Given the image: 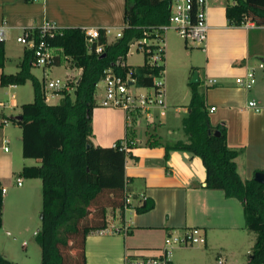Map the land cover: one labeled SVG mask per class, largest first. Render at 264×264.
Instances as JSON below:
<instances>
[{"label":"crops","instance_id":"0c3cea01","mask_svg":"<svg viewBox=\"0 0 264 264\" xmlns=\"http://www.w3.org/2000/svg\"><path fill=\"white\" fill-rule=\"evenodd\" d=\"M213 2H209L210 30L206 51L201 50L205 54L204 79L198 71L197 62H191L190 67L198 71L199 82L203 79L206 84L204 93L208 110L216 108L210 112L212 125L226 124L228 146L242 151L236 158L238 173L243 180H251L257 172H264V106L257 90H246L236 80L245 77L248 70L254 68L253 58L264 63V27L248 29L245 25L230 26L225 11L230 2L220 9ZM125 7L126 0H0V25L3 22L7 24L6 41L3 43L5 61L0 67V91L16 87L2 86L1 79L4 74L12 75L6 72L7 60L11 59L8 47L16 42L21 29H38L46 22L56 23L63 29H123L126 27ZM115 41L116 38L110 35L108 43ZM21 48L22 58L16 73L20 71L26 51ZM192 48L200 49L196 46ZM167 60L168 42L166 66ZM76 71L78 80L82 71ZM210 80H217L218 83L211 85ZM253 100L261 107L260 112L249 107V102ZM97 102L92 118V142L100 147H113L118 142H126L129 146L125 169L132 204L126 210L122 207L107 208L106 230L92 232L95 235L87 237L86 263L133 264L140 260L159 259L163 256L168 236L200 228L205 244L201 247H176L171 254L172 264H211L209 258L213 253L217 255V263L225 253L224 264H232L229 244L242 240L243 235L238 233L243 232L246 224L242 205L235 199L226 198L223 191L205 188L206 170L199 157L175 151L165 161L166 144L147 142L141 148V139L136 132L139 127L131 132L126 126L123 111L100 107V100ZM176 112L180 114L183 110L176 108ZM6 127L7 121L5 123V119L0 118V185L7 189L3 207L11 200L18 202L19 196L32 195L37 199L43 189L40 179H27L22 174L25 167L40 166V163L24 156L22 159L8 150ZM181 141L187 142L188 139L183 136ZM28 160L33 161L30 163ZM19 179L22 180L21 185ZM146 201L153 202L154 208L139 213L137 208ZM117 224L126 229V234H116L115 230L121 229L115 227Z\"/></svg>","mask_w":264,"mask_h":264},{"label":"trees","instance_id":"16d2710c","mask_svg":"<svg viewBox=\"0 0 264 264\" xmlns=\"http://www.w3.org/2000/svg\"><path fill=\"white\" fill-rule=\"evenodd\" d=\"M170 5L171 0H126V27L123 37L114 43H107L102 33L99 41L90 45L78 28L49 37L50 43L62 50L57 65L67 59L72 68L82 71L79 83L75 84L74 98L64 92L59 104L46 103L43 86L31 72L33 54L30 51H25L18 73L2 75L4 87L31 81L34 88V102L22 106L23 120L16 121L22 129L24 158L40 163V166L25 167L22 174L27 179H40L43 185L42 226L37 234L42 250L41 264H65L64 249L72 251L79 237L77 263L87 264V237L92 232L106 230L109 206L124 209L127 151L95 146L92 142L97 85L107 70L124 76L129 68L140 85L153 83L151 76L157 74V69L148 65L120 68L117 63L125 58L134 39L144 37V29L169 22ZM225 11L230 26L252 22L264 27V0H230ZM97 44L105 45L104 53H95ZM4 61L5 51L0 43V67ZM190 87L189 112L182 121V131L188 141L166 144L165 161L175 151L188 152L202 160L206 170L205 188L223 191L226 198L237 200L243 207L247 229L257 236L248 264H264V184L241 178L236 158L242 151L228 146L226 124L212 125L206 95L199 89L200 82L190 83ZM217 132L220 134L216 135ZM101 200L105 204L91 210ZM3 203L0 185V227ZM153 208L154 203L146 201L137 211L142 213ZM0 264L15 263L0 252Z\"/></svg>","mask_w":264,"mask_h":264},{"label":"rangeland","instance_id":"374dc122","mask_svg":"<svg viewBox=\"0 0 264 264\" xmlns=\"http://www.w3.org/2000/svg\"><path fill=\"white\" fill-rule=\"evenodd\" d=\"M230 0H214V6L222 8ZM119 31L114 30L111 37H115ZM168 42V60L166 66V89H167V105L168 109L164 112L154 111L153 118L155 123L148 125L145 116H142V124L139 126L137 136L141 139L140 147L147 145V142H156L167 144L176 142V140H183L185 137L181 122L187 116L185 109L190 103L191 99V87L190 83L194 77L196 71L191 69V62H197L199 64L198 71L201 72V76L204 79V64L205 54L201 49L192 48V44H187L185 40L180 37L177 32L170 30L167 34ZM20 45V44H19ZM16 42L10 43L8 52L10 58L6 63V72L15 74L19 70L18 64L22 58V48ZM132 50H134L132 48ZM191 52L192 55H191ZM253 69L256 72V81L253 86V91L257 90L259 93L260 101L264 106V69L259 67V59L253 58ZM144 56L142 53H137L135 50L129 53L127 58V64L132 67H137L144 64ZM197 71V72H198ZM32 74L39 80L43 86V90L52 81H61L72 83V88L67 92L71 98L75 97V88L73 84L77 82L78 73L76 69L72 68L70 62L65 59L60 65H55L49 68H40L33 66L31 69ZM200 82V91L206 89L204 81ZM47 92L49 89H47ZM105 86L102 81L97 85L96 91V103L98 99L104 94ZM6 91L8 92L6 95ZM0 102L6 104V108L0 109V118H4L7 121V134L8 150L12 154H17L23 158L22 152V129L15 120L16 117L22 113V106L24 104L33 103L35 100L34 88L31 81H27L23 85H18L13 89H7L0 91ZM14 95V99H12ZM63 98L62 93L54 94L50 105L59 104ZM99 105V104H98ZM176 108L183 110L180 114L176 112ZM137 128L133 126L130 131L133 132ZM30 163L33 160H28ZM12 192V189H10ZM43 190V189H42ZM14 192V190H13ZM19 193V192H17ZM21 194V193H19ZM23 194V193H22ZM21 194V195H22ZM19 196L18 194H16ZM43 193L36 199L31 196H19L18 202L10 201L4 205L1 210V218L3 221L2 227H0V252L10 261L15 264H41L42 262V250L37 241V234L42 226V209H43ZM105 204V200L99 201L91 210L95 207ZM93 213V212H92ZM246 223V221H245ZM246 225V224H245ZM244 225L243 232H239L238 235H243L242 240H234L230 242V259L232 264H248L249 255L253 252L257 236L254 232H251ZM118 228H121L117 224ZM203 231V230H202ZM115 233V232H114ZM117 234V233H116ZM95 235V234H90ZM97 235V234H96ZM108 235V233H106ZM81 238L75 241L73 250L70 248L64 249L66 257L65 264H79L78 254L79 250L76 247L79 246ZM202 245H196L195 247H201ZM90 251L92 248L89 246ZM175 249V248H174ZM177 249V248H176ZM216 253L211 254L209 261L211 264H218ZM227 255L223 254V260ZM92 264H98L97 262H91ZM102 264V263H101ZM123 264V263H122ZM210 264V263H208Z\"/></svg>","mask_w":264,"mask_h":264},{"label":"built area","instance_id":"2783aa9c","mask_svg":"<svg viewBox=\"0 0 264 264\" xmlns=\"http://www.w3.org/2000/svg\"><path fill=\"white\" fill-rule=\"evenodd\" d=\"M36 1V0H28ZM210 0H171L170 17L167 24L158 27H149L144 29V37L142 39H134L129 44V50L125 58L121 59L117 65L120 68L131 67L127 64V58L130 52L135 50L144 56V65H148L153 69H157L156 75H153V83L150 86H142L132 74L129 68L126 75H118L112 69L107 70L101 81L104 83V94L100 98L99 106L108 109H118L124 112L126 116V126L128 129L133 126L139 127L142 124V116H145L148 125H153L154 111L164 112L168 109L167 105V89H166V58H167V34L170 30H174L182 37L187 44L199 47L202 51H206V43L210 26L208 23V11ZM248 29L256 28L252 22L243 23ZM66 29L60 28L56 23L46 22L38 29L23 28L21 33L16 37V42L20 44L26 51L33 54L32 65L40 68H49L57 65L61 57L62 50L53 46L49 37L63 35ZM86 35L87 42L93 45L99 41L104 34L107 43L110 35L113 34V28H84L81 29ZM125 28L119 29L116 33V41L123 37ZM7 24L3 22L0 25V43L6 41ZM132 48L134 50H132ZM105 45L97 44L95 53L100 55L104 53ZM261 69H264V63L261 62ZM256 81V73L254 69L248 70L243 78L236 80L237 84L246 90H251ZM78 82V81H77ZM76 82V84H77ZM217 80H210L209 84L216 85ZM74 88H75V84ZM72 83L61 81H52L44 89L45 101L48 104L54 94L64 93L72 88ZM47 89L49 91L47 92ZM249 107L256 112L261 111V107L256 101L249 102ZM0 108H6L1 103ZM212 107L210 112H214ZM6 123V121H5ZM114 148L119 147L120 150L127 151L129 146L126 142H118ZM7 150V148H6ZM19 185L22 180H18ZM6 187H2L3 196L6 194ZM132 204V195L125 186V202L124 209H128ZM116 233H125L126 229H116ZM206 242L203 231L200 228H194L183 234L170 235L165 240V249L163 256L159 259L144 261L140 260L133 264H172L171 254L174 248L182 246L204 245ZM218 264H224L222 258L218 259Z\"/></svg>","mask_w":264,"mask_h":264},{"label":"water","instance_id":"95a60500","mask_svg":"<svg viewBox=\"0 0 264 264\" xmlns=\"http://www.w3.org/2000/svg\"><path fill=\"white\" fill-rule=\"evenodd\" d=\"M105 56V55H104ZM263 61H264V59H263ZM199 82V79H198V73L196 72L195 74H194V77H193V79H192V81H191V84H197ZM78 83H79V81H78ZM63 103V102H62ZM15 120H17V121H22L23 120V116H18V117H16L15 118ZM220 134V132H217L216 133V135H219ZM254 180L256 181V182H258V183H261V184H264V173H262V172H258V173H256L255 174V176H254ZM42 217V216H41Z\"/></svg>","mask_w":264,"mask_h":264}]
</instances>
